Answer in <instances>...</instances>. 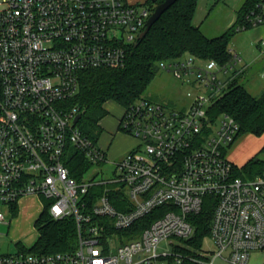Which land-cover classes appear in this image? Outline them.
I'll return each instance as SVG.
<instances>
[{"label": "built area", "instance_id": "1", "mask_svg": "<svg viewBox=\"0 0 264 264\" xmlns=\"http://www.w3.org/2000/svg\"><path fill=\"white\" fill-rule=\"evenodd\" d=\"M152 13L147 0H0V224H10L23 198L37 196L53 219L73 218L78 235L73 250L53 253L32 250L36 241H15V251L9 241L1 253L3 240L0 264H249L264 251V174L236 173L227 148L240 125L228 113L213 119L210 111L243 70L238 55L226 64L192 55L161 61L159 69L191 87L190 104L141 97L123 106L119 128L138 146L115 164L111 178L70 172L74 150L91 166L107 161L81 118L75 122L78 106L68 105L80 73L123 68ZM262 24L259 0L239 28ZM207 203L214 249L204 250L203 241L187 257L180 249L194 234L191 216Z\"/></svg>", "mask_w": 264, "mask_h": 264}, {"label": "trees", "instance_id": "2", "mask_svg": "<svg viewBox=\"0 0 264 264\" xmlns=\"http://www.w3.org/2000/svg\"><path fill=\"white\" fill-rule=\"evenodd\" d=\"M164 0H147L154 11ZM259 0H246L237 13L236 23L224 33L208 37L200 26L194 24L198 0H177L150 28L143 39H138L128 49L127 63L123 68H94L80 73L79 92L68 100L69 106H78L82 117L79 123L83 132L98 139L100 121L107 115L106 102L113 100L122 106H129L144 97L143 94L158 73L163 60L192 55L199 60L214 59L221 64L231 61V39L241 25L246 24V15ZM215 119L222 113L233 116L240 125L239 136L249 133H264V93L252 95L235 78L224 94L211 105ZM67 165L72 176L80 179L91 163L84 155L74 150L68 157ZM236 173L245 177L264 174V161L250 160ZM99 191L103 187L98 188ZM113 202L121 208L116 195ZM210 199L209 197L206 200ZM14 208V214H17ZM213 216V205L207 203L199 214L191 216L195 231L185 240L180 249L183 255L197 254L209 235ZM39 236L33 246L35 252L53 253L73 250L77 245V223L73 218L55 220L49 213L48 204L35 222ZM190 263V262H189Z\"/></svg>", "mask_w": 264, "mask_h": 264}, {"label": "rangeland", "instance_id": "3", "mask_svg": "<svg viewBox=\"0 0 264 264\" xmlns=\"http://www.w3.org/2000/svg\"><path fill=\"white\" fill-rule=\"evenodd\" d=\"M143 1L144 0H133V2L138 3ZM236 4V0H198V7L193 22L195 25L200 26L202 31L208 37L219 36L228 29L229 25L227 24L234 15L233 9L236 7ZM250 30L251 29L240 30L237 33L238 36L235 34L237 39H241L243 41V47L247 46L244 42L246 39L248 40L249 35L247 32ZM231 46L232 42L230 43V47ZM258 54H260L259 49L255 53V56ZM258 58V62L253 65L251 74H249V76L253 75L250 77H256V81L259 80V82L256 83L257 88L260 83L263 84V80L260 78V69L261 67H264V56H259ZM246 77L247 76H245V78ZM246 88L251 94L257 97L261 96L264 92L262 90V92L256 93L254 89L252 88L251 90L248 85H246ZM190 89L191 87L182 84L171 73L159 69L143 96L157 102L181 108L188 106L191 102V99L187 96V91ZM105 108L107 110V115L100 121L101 131L99 132L97 141L98 145L105 150L107 161L92 164L86 173L87 178L92 176L100 179L111 178L116 166L115 164L120 162L127 153L134 150L140 143L133 135L124 132L119 128L120 119L124 113V107L119 103L110 100L106 102ZM250 142L251 141L248 139V136H239L227 148V156L233 160L235 158L237 166L242 164L239 157H241L242 154L245 155L247 153V150L250 148ZM252 145H254V143H252ZM258 158L264 160V152H258ZM21 201L22 207L18 217L14 218L9 214L8 218L10 220V224H0V234H7L4 237L0 236V245L3 240L10 241L11 251L16 250V246L14 244L15 241L31 244L37 240L39 232L34 224L35 219L30 222L29 218L32 214H37L38 216L43 209L44 202L46 203L45 198L40 199L37 197L25 198ZM203 245L204 250L209 251L214 249L213 242L209 237L205 238ZM161 247L164 250H172V247L169 245L167 246L165 243H163ZM216 264L228 263L217 260ZM249 264H264V251L254 252L250 258Z\"/></svg>", "mask_w": 264, "mask_h": 264}, {"label": "crops", "instance_id": "4", "mask_svg": "<svg viewBox=\"0 0 264 264\" xmlns=\"http://www.w3.org/2000/svg\"><path fill=\"white\" fill-rule=\"evenodd\" d=\"M129 1L133 2V0H129ZM236 1H237L236 7L233 9L234 15L229 20V22L227 24V25H229L228 28H230L231 26H233L236 23L237 16H238L237 15L238 10L241 8V6L244 4V2L246 0H236ZM248 29H251L250 31L247 32V34L249 35V38H248V40L246 39V41L244 42L247 46L243 47L242 46L243 41L241 39L236 38L238 36V34H237L238 32H237L236 33L237 36L234 34V36L231 39L232 46L230 47V49H231V52L233 55H238L242 59L240 65L242 66L243 70L236 77L237 81L240 84H242L245 88H246V85H248L251 88V90L253 88L254 91L257 93V92H262V90L264 91V89H263L264 88V67H261V69H260V78L263 80V84L260 83L258 88H257L256 83L259 82V80L256 81L257 78L256 77H250L253 75L249 76V74H251L253 65L258 62V60H259L258 57L264 56V50H262V49H264V44H262V39H264V24H262L260 26H256V27H251ZM258 49L260 51V54L255 56V53L257 52ZM245 76H247V77L245 78ZM245 135L248 136V139L251 142L249 144L250 148L247 150V153L245 155L242 154L241 157H239V159H241V161H242L241 162L242 164L240 166H237V164L235 162V158H234V160L231 159L235 163V165L237 166V168L239 170H241L242 167L245 164H247L250 160L255 159L257 161L258 159H260V158H258V152L259 153L264 152V133L262 135H259V136L254 135V134L245 133L241 136H245ZM252 143H254V145H252ZM260 160H262V159H260ZM36 197L37 196H28L25 198H36ZM25 198H23V199H25ZM37 198H40V197H37ZM21 203H22V201H21ZM21 203L17 208V210H18L17 214L13 213L11 215L12 217L16 218L20 214V209L22 207ZM43 210H44V204H43V209L38 214V216H37V214H32V216L29 218L30 222L35 219V221H34V224H35L36 220L38 219V217L40 216V214L42 213ZM36 216H37V218H36Z\"/></svg>", "mask_w": 264, "mask_h": 264}, {"label": "water", "instance_id": "5", "mask_svg": "<svg viewBox=\"0 0 264 264\" xmlns=\"http://www.w3.org/2000/svg\"><path fill=\"white\" fill-rule=\"evenodd\" d=\"M177 0H164L163 2L156 5L153 13L149 17L144 31L140 34L139 39H143L150 28L154 25L156 21L161 17V15L169 9ZM82 117L81 114H78L75 118V122H78ZM9 241H5L1 250V253H6L8 251Z\"/></svg>", "mask_w": 264, "mask_h": 264}]
</instances>
